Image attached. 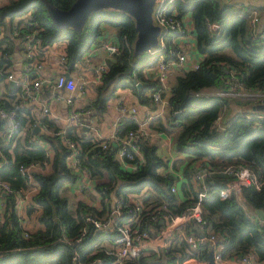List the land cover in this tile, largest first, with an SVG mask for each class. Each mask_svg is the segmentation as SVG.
<instances>
[{
    "label": "trees",
    "instance_id": "trees-1",
    "mask_svg": "<svg viewBox=\"0 0 264 264\" xmlns=\"http://www.w3.org/2000/svg\"><path fill=\"white\" fill-rule=\"evenodd\" d=\"M73 1L9 0L0 5V25L7 17L12 22L30 12L14 26H19L24 32L37 31L35 57L45 60L48 49L62 43L64 46L58 62L71 71L83 60L91 46L100 42L102 25L108 24L115 29L114 44L118 51L107 59V68L99 71L98 81L91 87L97 94L83 108H93L97 118L106 109L114 89L123 86L132 91L139 103L157 109L159 104L152 93L159 91L164 96L165 86L153 72L147 71V67L156 64L160 52L164 53L166 60L173 57L168 50L176 47L178 34L166 32L164 47L152 53L134 54L135 20L123 10L113 7L96 10L89 14L79 30L56 26L45 2L66 9ZM173 4L178 17L190 16L200 58L197 67L176 76L169 89L167 113L162 115L156 111L147 125L149 130L165 132L171 137L175 153L172 171L166 169L168 160L159 155L155 140L138 141L144 161L136 169H127L120 164L116 155L118 147L112 144V139L103 138L92 129L85 130L76 124L60 127L43 110L38 114L39 118H35L20 101L17 87L5 80L12 65V47L6 43L8 56L0 60V84L3 82L9 97L0 95V105L16 110L19 119L17 130L21 132L25 129V133L15 142L5 143L4 128L0 126V179L8 182L13 189V192L2 195L0 264H76L78 259L72 257L75 250L80 261L113 264L112 257L105 254L100 245L113 241L116 232L110 228L99 229L86 217L108 214L112 209V195L126 199L129 194L140 192L145 187L147 191L141 195L144 220H150L152 211L158 207L164 206L161 212L176 215L186 206L200 201L205 231L213 233L217 242L224 245L222 257L251 253L255 262H264V228L255 211L261 209L264 212V188L257 189L249 183L240 184L249 211L233 195L227 198L220 196L226 183L234 178L223 172L230 165L248 166L264 177V127L256 126L254 117L246 111L236 112L215 123L231 102L240 104L243 101L226 93L214 95L205 92L215 87L224 92L229 90L227 80L231 71L244 90L264 91V36L261 33L264 26L257 27L251 22L253 11L258 7L227 0H175ZM61 56L65 57L64 60ZM137 82L140 87H137ZM35 120H39L48 131L34 132L29 129V124ZM136 126L131 114L123 116L118 120L115 136L119 138ZM59 130H64V133H56ZM31 135L44 145L30 142ZM64 138L78 144L79 165L94 180V187L100 195L99 206L82 200L71 206L68 197L63 194L65 185L74 183L79 177V173L68 165L71 149ZM30 163L35 166L25 176L19 166ZM199 163L215 170L205 178L206 189L201 197L200 185L193 179ZM32 185L35 188L24 208L26 219L35 214L37 225L30 230L17 213V199ZM173 185L177 187L175 192L171 191ZM84 227L86 231L81 235ZM24 231L28 232V236L24 235ZM78 236L79 241L75 240ZM202 245L199 251L191 252L185 242L173 243L156 251L149 250L134 262L174 264L177 259L181 261L195 255L200 264H210L208 255L211 246L208 243Z\"/></svg>",
    "mask_w": 264,
    "mask_h": 264
},
{
    "label": "built area",
    "instance_id": "built-area-1",
    "mask_svg": "<svg viewBox=\"0 0 264 264\" xmlns=\"http://www.w3.org/2000/svg\"><path fill=\"white\" fill-rule=\"evenodd\" d=\"M175 0H156L153 9V21L158 24L161 28V35L159 36V43L154 49L149 52H154L162 47H164V35L168 33H177L178 37L180 35L192 34V26L189 24L191 22L189 15L177 16V10L174 8ZM232 1V0H227ZM235 2V1H234ZM256 12L253 11L251 22L254 25L256 23ZM14 26V25H13ZM11 28V36L14 38H20L23 42V52L25 62L23 64L20 73L15 74L10 71L7 74V79L14 82V86L18 89V94L21 102H28L35 100L39 93L48 89L52 92L58 99H62L66 104L70 106L67 114V119L71 124H76L78 126H88V128L93 131H98L97 118L94 115L93 108H77L74 106V92L77 88L78 81H80V87L85 83V78L83 75H78L76 78L66 77L64 73L57 75L55 78L49 76H43L42 71L44 70V61L39 60L35 57V44L36 30L24 32L18 27L14 26ZM264 36V28L261 30ZM193 35V34H192ZM8 42L5 37L2 36L0 31V60L7 58L8 51L6 43ZM104 49L109 55L118 51L116 44L112 42L102 41ZM176 44V43H175ZM173 57L166 60L164 53L160 52V58L155 64L154 76H156L162 82L167 77L168 69L170 66H181L184 61H186V54L181 48L176 44V47H170L168 50ZM64 56H61V60H64ZM87 59L85 56L83 60ZM198 62L195 67H197ZM194 67V68H195ZM107 68V64L97 68V71H101ZM231 77L227 82L229 83V94L234 97L248 98L249 103L264 104V91L260 89L249 90V93L244 90L241 82L237 79L234 72L231 71ZM61 90H66L68 94L63 95ZM153 99L164 105L166 100L164 96H161L159 91L152 93ZM253 105L249 106V116L254 117V124L256 126L264 127V111L261 109L252 108ZM42 110L45 113H49L50 109L48 106H43ZM122 111L125 108H121ZM133 110V108H132ZM224 111V109H223ZM222 111V113H223ZM221 113V114H222ZM153 114L147 113L143 120H136L137 126L134 129L129 130L125 135L117 138L115 136L114 141L117 143V158L120 164L127 169H136L140 163H143L144 157L140 149L138 141L141 139L153 140L154 134H166L165 132L157 130H149L147 125L152 119ZM221 115L218 117L215 123H220ZM0 126L4 128V142H15L21 133L18 131L19 119L15 109H8L0 105ZM40 124L38 120L29 124V129H32ZM43 127V126H42ZM117 129V124H116ZM44 131H48L43 127ZM56 133H64V130H59ZM116 134V132H115ZM167 135V134H166ZM30 142H37L44 145V142L37 140L34 135L29 137ZM65 144L71 149L72 161L68 165L74 171L79 173V177L75 181L74 187L80 192L86 187H89L90 177L85 168L79 165V160L77 158L78 144L69 138H64ZM105 145V144H104ZM127 160V161H126ZM168 166L167 170L172 171L173 162L175 156H167ZM131 163H129V162ZM35 166L34 163L28 165L21 164L19 170L23 175H29L30 169ZM215 170L208 166L199 165L194 170L193 179L195 183L200 185L199 197L204 195L206 189V177L211 176ZM223 172L234 176L230 179L226 186L221 190V198H227L233 195L236 201L246 210L249 211L245 203V199L240 190V184L249 183L257 189L264 188V177L259 176L254 170L248 166L243 165H230L226 167ZM84 174V176H83ZM179 176V173H176ZM35 186H31L26 191L18 197L23 201L22 204L25 207L28 204L31 191ZM176 185L171 188L172 192L176 191ZM147 191L145 187L140 192L131 193L126 196V199L116 197L112 195V209L108 214L102 216H90L86 217L87 221H90L95 227L99 229H112L116 232V236L113 241H105L101 243L100 248L105 254L112 257L113 264H137L134 262L136 258L140 255H145L150 251L158 250L159 248H165L173 243L185 242L187 250L191 252L199 251L202 244L208 243L211 246V252L213 254V259L215 263L221 264L223 259L230 260L231 264H264L257 263L254 261L251 253L244 254L242 256H233L230 258L222 257L221 251L224 247L222 243L217 242L216 236L213 233L205 231L204 219L202 216V206L200 201L194 202L186 206L180 213L172 215L167 211L161 212V208L158 207L152 211L150 220H144L142 212V200L141 195ZM13 192L10 184L4 180L0 179V214L4 208V202L2 201V195ZM98 192V191H97ZM99 194V192H98ZM107 200V199H105ZM124 208H127L124 210ZM126 212L127 215H123ZM18 215L21 217L22 222H25L24 215L20 214L17 210ZM123 215V216H122ZM123 219L120 220V218ZM260 218V217H259ZM261 225L264 228V219H260ZM26 225V222L24 224ZM27 228V227H26ZM86 231L83 228L81 235ZM24 235L28 236V232L24 231ZM75 240H80V236L75 238ZM73 240V241H75ZM68 241V242H73ZM73 259H78L76 264H91L92 261H80L79 254L75 250ZM99 263V259L96 261ZM201 262L197 259L195 255H190L183 260L177 259L174 264H200Z\"/></svg>",
    "mask_w": 264,
    "mask_h": 264
},
{
    "label": "crops",
    "instance_id": "crops-1",
    "mask_svg": "<svg viewBox=\"0 0 264 264\" xmlns=\"http://www.w3.org/2000/svg\"><path fill=\"white\" fill-rule=\"evenodd\" d=\"M235 1L236 3H240V4H244V5H252L255 7H258V10H254L256 12V23L255 25L257 27H262L264 26V0H232ZM9 0H0V5L6 4L8 3ZM17 23V21L13 20L11 22V20L9 19L8 21L5 19L4 24L0 25V31L3 37H5V39L8 40V44L12 47V53H11V57H12V65H11V71L14 72L15 74H18L21 72L23 64L25 62L24 59V52H23V42L21 41L20 38H14L11 36V28L13 25H15ZM191 26L192 24L189 23ZM103 33V32H102ZM104 33L107 34V38H101L103 40H100V42L95 43L93 49L89 50L85 57L87 59H85L84 61H86L88 63L87 69L88 72L90 73L89 76H87L86 74L80 72V73H73V71H69L66 70L65 68H63L61 66V64L58 62V58L60 55V52L62 50V47L64 46L62 43L61 44H54L52 47H50L45 55V60L44 61V70L42 71V75L43 76H49V77H53L55 78L57 75L64 73V72H69L70 75L72 77H77L78 75H83L85 78V83L82 84V86L80 87V81H78V85L77 88L74 92V106L77 108H82L84 105H87V103L91 100V98H87V101L83 104H77L76 103V96H82V94H84L86 91L88 93H92V88H88L86 90V86L85 84H89L90 82L96 83L98 81V77H99V72L97 71V68H100L103 65H106V61L107 59L111 56L108 54V52L104 49L103 45L101 44L102 41H107V42H113L115 41V29L111 28V27H105ZM175 43L181 48L182 51H184V53L186 54V61H184V63L181 66H170L168 69V74H170V71L173 67L179 68L180 69V73H182L185 70L194 68L196 63L199 61L200 55L198 54L197 50H196V40L195 37L191 34L188 33L187 35H180L179 37L176 38ZM192 53V56L190 57V54ZM167 74V76H168ZM177 74V75H178ZM176 75V76H177ZM8 80V79H5ZM10 80H8L9 82ZM0 95H2L3 97H9L6 92V90L3 88V82H1L0 84ZM14 86V85H11ZM127 88V87H126ZM129 88H127L124 92V96H121L120 98H116L114 103H110L111 101H107L106 104V109L101 113L98 114L97 116V122H98V131H94L95 133H97L99 136L103 137V138H107V139H112L114 141L115 139V132H116V124H118V120L123 117V116H129L131 114V116H133L135 119L139 120L136 115L134 114L136 112V108L134 107V100L137 101L136 96L132 93L131 90H128ZM170 87H165V95L164 98L166 100V103L164 105L159 104L157 109H150L152 111V113L150 112V110L148 109L147 111H145V115L147 113L149 114H154L156 111L159 114L165 115L168 111L167 109V100H168V96L170 94L169 92ZM62 93L65 92V94L63 93V95L68 94V92L66 90H61ZM205 92H209L210 94H214V95H221L223 93H226L229 95V90H227L226 92L221 91L219 88L215 87V88H210L209 90H206ZM249 93V91H247ZM7 93V94H6ZM234 97V96H233ZM54 98L55 101L53 104H51V99ZM236 99L242 100L244 98H240V97H234ZM246 99H249L246 98ZM37 102L40 105V111H42V107L43 106H48L50 111H49V117L54 119L55 122L60 126H66L68 125L70 122L67 119V114L68 111L70 109V106L68 104H66L62 99H58L52 92H50V90L48 89H44L42 90L38 97L35 100H31L28 102H24L23 105H26L27 108L29 110H31V113L35 115V118H39V113L40 111H37V109H35V103ZM113 104V105H111ZM258 103L254 102V103H247V104H242V103H236V102H231L229 107L226 109L224 108L223 113L221 114V117L219 119L220 122H222V119L231 116L232 114L236 113V112H241V111H246L249 112V106L251 105H256ZM147 108L149 106L145 105ZM109 107H113V112L112 113H107V109ZM125 108L124 111L121 110V108ZM133 108V110H132ZM116 110L120 111L121 114H119L120 116L117 117V113ZM43 112V111H42ZM38 122H40L38 120ZM71 124V123H70ZM42 129V125L38 124ZM20 133H25V129H23ZM153 140L156 141V143L158 144V153L160 156L167 158V156H171L172 154L175 155L174 151H173V143H172V139L171 137L167 134H154ZM72 161L71 156L68 157V162L70 163ZM84 176V174H83ZM88 184H92L94 185V180L90 178ZM75 182L74 183H67L65 185L63 194L65 196H67L68 194L65 193L66 190H69L70 192H75V193H79L80 191L78 189H76L74 187ZM96 193V197L97 201L94 202L95 206H99L100 203V195L98 194V192L96 191V189H93L92 192ZM94 194V193H93ZM68 197V196H67ZM22 200L21 198L18 200L17 203V210L20 214L24 215L25 211H24V206L22 204ZM32 221L35 222V226L36 221H35V214H31L29 215V217L26 219L25 218V222H26V227L31 229H34L35 227H30V225L33 226ZM221 264H231L230 260L228 259H223L221 261Z\"/></svg>",
    "mask_w": 264,
    "mask_h": 264
},
{
    "label": "water",
    "instance_id": "water-1",
    "mask_svg": "<svg viewBox=\"0 0 264 264\" xmlns=\"http://www.w3.org/2000/svg\"><path fill=\"white\" fill-rule=\"evenodd\" d=\"M156 0H74L72 4L62 9L57 6L45 2L49 16L53 23L58 27H72L81 29L89 14L101 8L113 7L123 10L133 16L135 20L136 38L133 46V53L140 54L150 51L158 46L161 28L153 21V9ZM66 77L70 76L69 72H64ZM136 82V79H133ZM14 85L13 81H9ZM137 82V87H140ZM252 108L261 109L264 111V104H256ZM251 110V109H249ZM1 123V120H0ZM85 130L88 126H83ZM39 130L44 131L39 125L33 128L34 132ZM114 146L117 145L113 141ZM256 213L260 219H264V212L261 209H256ZM209 263L216 264L213 259L212 252L208 255Z\"/></svg>",
    "mask_w": 264,
    "mask_h": 264
},
{
    "label": "rangeland",
    "instance_id": "rangeland-1",
    "mask_svg": "<svg viewBox=\"0 0 264 264\" xmlns=\"http://www.w3.org/2000/svg\"><path fill=\"white\" fill-rule=\"evenodd\" d=\"M29 13L30 12H27V13H25L24 15H22V16H18L17 18H15V21H19V20H23V19H25L28 15H29ZM10 18H6V20L8 21ZM111 27V26H109L108 24H106V23H103V25H102V34H101V36H100V40H103V39H101V38H107L106 36H107V34H105L104 33V30H105V27ZM112 28V27H111ZM93 47H94V44L91 46V50L93 49ZM190 54V57L192 56V53H189ZM160 58V57H159ZM141 60L143 59V57H141L140 58ZM87 66H88V63L86 62V61H84V60H82V61H80V62H78L77 64H76V66H75V68L72 70L73 71V73H80V72H82V73H84V74H86L87 76H89V72H88V69H87ZM147 71L148 72H150V73H154L155 72V65H150V66H148L147 67ZM180 72V69L179 68H176V67H173L172 69H171V71H170V74H168V76L164 79V81H163V83H164V86L165 87H170L174 82H175V79H176V75L178 74ZM85 86H86V90H87V87L89 88H91V87H94V85H93V82H90L88 85L87 84H85ZM127 88L126 87H123V86H117L115 89H114V93L112 94V95H110L109 96V99H108V101H111L110 103H114L116 100V98H120L121 96H124V92H125V90H126ZM109 90V89H108ZM128 90H130V89H128ZM64 94H65V92H63ZM96 94H97V92H96V90H92V93H88L87 91L84 93V94H82V96H76V103L77 104H83V103H85L86 101H87V98H92V97H95L96 96ZM54 101H55V99L54 98H52L51 99V104H53L54 103ZM248 101H249V99H243V102H242V104L244 105V104H247L248 103ZM35 104V109H37V111H40V105L37 103V102H34ZM111 105H113V104H111ZM134 107L136 108V112L134 113L135 115H136V117L139 119V120H143L144 119V117H145V111H147L150 107H146L145 105H143V104H141V103H139L138 101H136V100H134ZM151 109V108H150ZM149 109V110H150ZM113 112V107H109L108 109H107V113H112ZM150 112L152 113V111L150 110ZM116 115H117V117H119L120 115L119 114H121L120 113V111H118V110H116ZM97 125H98V122H97ZM24 134L23 133H21L20 135H19V137H22ZM160 170H162V168H160ZM93 189H96L95 187H94V185H92V184H89V187H86L84 190H82L81 192H79V193H75V192H70L69 190H66L65 191V193L66 194H68L67 196H68V199H69V203H70V205L71 206H76L77 205V201L78 200H82V201H85L86 203H88V204H90V205H94V202H96L97 201V198H95L96 196V193H95V191L94 192H92L93 191ZM96 191H97V189H96ZM94 193V194H93ZM101 202V201H100ZM99 205H100V203H99ZM95 206V205H94ZM32 224H33V226L32 225H30V227H34V225H35V222L34 221H32Z\"/></svg>",
    "mask_w": 264,
    "mask_h": 264
},
{
    "label": "clouds",
    "instance_id": "clouds-1",
    "mask_svg": "<svg viewBox=\"0 0 264 264\" xmlns=\"http://www.w3.org/2000/svg\"><path fill=\"white\" fill-rule=\"evenodd\" d=\"M230 95V94H229ZM232 96V95H231Z\"/></svg>",
    "mask_w": 264,
    "mask_h": 264
}]
</instances>
